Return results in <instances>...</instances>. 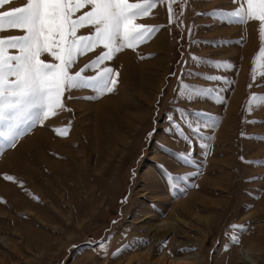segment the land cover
I'll return each mask as SVG.
<instances>
[{
    "label": "rangeland",
    "instance_id": "1",
    "mask_svg": "<svg viewBox=\"0 0 264 264\" xmlns=\"http://www.w3.org/2000/svg\"><path fill=\"white\" fill-rule=\"evenodd\" d=\"M172 7L171 24L166 0L138 21L159 26L151 38L104 62L119 74L113 92L71 90L65 110L0 147V264H264V107L236 110L237 87L216 127L191 133L192 107L174 76L190 4ZM189 153L190 163L178 158ZM168 173L187 181L172 187Z\"/></svg>",
    "mask_w": 264,
    "mask_h": 264
},
{
    "label": "snow or ice",
    "instance_id": "2",
    "mask_svg": "<svg viewBox=\"0 0 264 264\" xmlns=\"http://www.w3.org/2000/svg\"><path fill=\"white\" fill-rule=\"evenodd\" d=\"M10 2L11 0H0V6ZM165 2L166 0H26L20 7L0 11V33L9 30L23 33L19 36L0 35V147H15L19 138L37 124L43 125L49 117L65 110V94L71 90H91L95 99L113 92L119 74H114V69L105 66L104 62L112 60L125 48L135 50L138 45L147 42L159 26L138 21L149 17L158 4ZM174 2L175 0H167L169 24L173 22L175 15L172 7ZM232 2L238 5L234 10L219 13L214 11L213 15L219 14L242 24L256 22L261 39L259 52L264 53V0ZM82 9L87 10L81 13ZM82 29L87 34H82ZM97 48L102 51L95 59L73 71L80 57ZM208 63L219 68L224 62ZM253 63L255 65V59ZM87 70H95V75H84ZM255 71L254 67L253 73ZM260 74L264 76V66ZM205 78L212 81L223 79L214 75ZM253 78L255 79V75ZM252 86L250 84L249 88ZM214 91L212 88L181 85L182 94L189 99L209 95ZM216 98L224 102L223 97L217 95ZM247 103L249 111L253 110V105L264 107V94H251ZM194 115L197 117L195 126L192 122L187 124L192 134L198 135L202 127H216V120L211 115L200 112ZM169 119L172 120V117ZM55 131L57 135H67V129ZM178 158L185 163L191 162L190 153L180 154ZM259 163L264 164V161ZM167 175L172 187L178 186L181 181H187L185 176L171 173ZM4 179L14 180L11 175H5ZM232 227L239 233L246 230L244 225ZM232 241L239 243V235H234Z\"/></svg>",
    "mask_w": 264,
    "mask_h": 264
},
{
    "label": "crops",
    "instance_id": "3",
    "mask_svg": "<svg viewBox=\"0 0 264 264\" xmlns=\"http://www.w3.org/2000/svg\"><path fill=\"white\" fill-rule=\"evenodd\" d=\"M186 1L189 2L190 8L187 12L182 11V15L180 12L178 22L184 50L174 76L181 73L183 80L181 85L215 89L209 95L186 99L189 102L187 106L192 107L189 108L191 119L196 123L197 117L194 114L197 112L211 115L215 120L221 119L237 87L241 90L236 110L245 102L248 109L247 101L251 94H264V76L260 74L264 66V53L259 52L261 39L258 24L256 22L242 24L219 14L213 15L214 11L219 13L234 10L238 5L232 0H193V3L191 0ZM210 61L224 63L216 68L208 63ZM211 75L223 79L212 81L205 78ZM250 84L253 85L251 88ZM217 95L223 97L224 102L218 100Z\"/></svg>",
    "mask_w": 264,
    "mask_h": 264
},
{
    "label": "bare ground",
    "instance_id": "4",
    "mask_svg": "<svg viewBox=\"0 0 264 264\" xmlns=\"http://www.w3.org/2000/svg\"><path fill=\"white\" fill-rule=\"evenodd\" d=\"M126 60H127V61L129 60V61H130L131 59H130V58H129V59L126 58ZM127 63H128V62H127ZM134 65H135V64H134L133 60H131V66H129L130 69H131V71L133 70ZM135 74H136V73H135ZM135 74L133 73V75H135ZM234 99H235V97H234ZM233 101H234V100H233ZM104 102H106V105H107L108 103H110V102L107 101V100H105ZM111 106L113 107V105H111ZM111 106H110V107H111ZM104 107H105V106H104ZM112 107H111V108H112ZM112 110H113V109H112ZM114 110H115V108H114ZM104 113H105V112H104ZM104 116H105V115H104ZM173 211H174V210H173ZM247 258H248V256H247L245 259H246V260H249V259H247Z\"/></svg>",
    "mask_w": 264,
    "mask_h": 264
},
{
    "label": "trees",
    "instance_id": "5",
    "mask_svg": "<svg viewBox=\"0 0 264 264\" xmlns=\"http://www.w3.org/2000/svg\"><path fill=\"white\" fill-rule=\"evenodd\" d=\"M147 139H148V135L145 136L144 144L146 143V140H147ZM144 144H143V147H142L143 149H144V146H145Z\"/></svg>",
    "mask_w": 264,
    "mask_h": 264
}]
</instances>
